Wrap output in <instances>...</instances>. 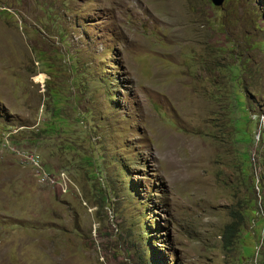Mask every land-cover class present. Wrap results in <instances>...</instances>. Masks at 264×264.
Instances as JSON below:
<instances>
[{"label":"rangeland","instance_id":"rangeland-1","mask_svg":"<svg viewBox=\"0 0 264 264\" xmlns=\"http://www.w3.org/2000/svg\"><path fill=\"white\" fill-rule=\"evenodd\" d=\"M0 264H264V0H0Z\"/></svg>","mask_w":264,"mask_h":264},{"label":"water","instance_id":"water-1","mask_svg":"<svg viewBox=\"0 0 264 264\" xmlns=\"http://www.w3.org/2000/svg\"><path fill=\"white\" fill-rule=\"evenodd\" d=\"M211 2L215 7H222L225 3V0H211Z\"/></svg>","mask_w":264,"mask_h":264}]
</instances>
